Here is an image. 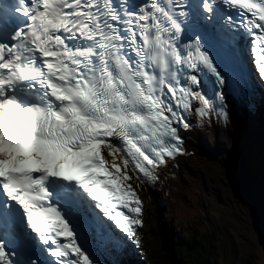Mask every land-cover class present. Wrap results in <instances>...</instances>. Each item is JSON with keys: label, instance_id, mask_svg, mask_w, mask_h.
I'll use <instances>...</instances> for the list:
<instances>
[{"label": "snow or ice", "instance_id": "obj_1", "mask_svg": "<svg viewBox=\"0 0 264 264\" xmlns=\"http://www.w3.org/2000/svg\"><path fill=\"white\" fill-rule=\"evenodd\" d=\"M222 27L264 82V0H0V264H96L81 224L139 247L132 176L185 154V113L228 119L199 90L233 71Z\"/></svg>", "mask_w": 264, "mask_h": 264}, {"label": "rangeland", "instance_id": "obj_2", "mask_svg": "<svg viewBox=\"0 0 264 264\" xmlns=\"http://www.w3.org/2000/svg\"><path fill=\"white\" fill-rule=\"evenodd\" d=\"M259 87L264 95V82L259 80ZM259 87H256V91L261 97ZM262 99L264 101V97ZM185 116L191 121L193 113H185ZM259 119L252 121L245 135H240L237 127L222 119L217 122L218 130L214 140L204 138L205 146L216 155L220 163L248 178L247 190H241L236 186L238 184L226 179L218 170L209 169L204 173L203 188L193 186L192 192L184 200L168 206L166 199L156 193L148 181L141 182L133 176L135 180L130 183L143 209V223L137 228L136 237L139 249L145 243L150 256L156 262H162L159 245L162 235L157 229L160 224L173 227L182 239L200 234H203L201 238H205V233L209 234L211 258L215 264H264V131L259 125ZM187 150L191 155L194 154V151ZM247 192H251V196ZM149 227L153 229L152 232ZM112 228L115 229L114 224ZM81 230L84 238L79 242L96 264H111L105 247L99 242L98 230L91 225L79 226L77 232ZM126 239L132 243L130 238ZM98 244L102 246L105 257L97 250ZM184 248L189 250L186 245ZM197 249L200 248L195 245ZM185 253L187 255L188 251ZM188 264H200V255L196 254L195 258L190 256Z\"/></svg>", "mask_w": 264, "mask_h": 264}, {"label": "bare ground", "instance_id": "obj_3", "mask_svg": "<svg viewBox=\"0 0 264 264\" xmlns=\"http://www.w3.org/2000/svg\"><path fill=\"white\" fill-rule=\"evenodd\" d=\"M245 55L248 62L247 45ZM252 75L255 79V84L257 82L258 86L256 87H259V79L253 73ZM199 90L205 93L210 99L213 97L214 91L223 92L225 96L223 103L228 113V119L225 121L227 124L237 127L240 135L246 134L252 121H257L262 115L264 116V101L262 99L264 95L261 89L262 94L259 98L261 103L257 108L254 101L241 102L236 96L237 94L234 91L232 92L226 83L220 89L214 86L213 90H209L202 81ZM253 109H255V113L252 112ZM185 119L190 127L188 129H184L183 127L179 128V134L184 139L185 154L169 159L165 166H161L155 170V179L148 182L155 189L156 193L166 199L168 206L179 204L180 201L184 200L192 192L193 186L203 188L204 173L209 169L218 170L226 179L238 184L236 186L241 190H247L248 178H244L235 169L230 168V166L220 163L216 155L204 144L206 140L204 138H207L209 141L214 140V136L218 130L217 122L223 118H218L213 113L210 118L206 117L200 120L193 112L191 121L186 116ZM187 149L194 151V154L191 155L188 153L189 151ZM247 194L251 196V192L250 194L247 192Z\"/></svg>", "mask_w": 264, "mask_h": 264}, {"label": "trees", "instance_id": "obj_4", "mask_svg": "<svg viewBox=\"0 0 264 264\" xmlns=\"http://www.w3.org/2000/svg\"><path fill=\"white\" fill-rule=\"evenodd\" d=\"M105 158L110 159L107 157V155H105ZM128 174L132 176V172L130 169ZM132 180H135L133 176ZM162 221L164 220L162 219ZM157 229L162 235L160 237L161 239L159 243L161 247V254L163 257L161 263L156 262L150 256L149 248L145 245V243L142 245V248L139 249L136 245L127 241V239L115 229L114 230L116 231V234L121 238V243L118 247L110 246L101 238H99V242L105 247V250L107 252V259L111 264H188V258L190 256L195 258L196 254L200 255V264H215V262L211 258L212 251L209 234L205 233L204 235L205 238H207L206 242V239L204 237L201 238L203 234H200V236L192 237H189L188 235V237L182 239L179 234H176L174 232L173 227H167L164 225L162 226L159 224ZM149 230L151 232L153 231V229H150V227ZM142 233L147 235L145 231H142ZM149 236L150 238H153V236ZM184 245L188 246L189 250L184 248ZM195 245H197L200 249L195 250ZM186 250L188 251L187 255L185 253Z\"/></svg>", "mask_w": 264, "mask_h": 264}, {"label": "water", "instance_id": "obj_5", "mask_svg": "<svg viewBox=\"0 0 264 264\" xmlns=\"http://www.w3.org/2000/svg\"><path fill=\"white\" fill-rule=\"evenodd\" d=\"M251 90L253 92L252 93L253 97H252V99H250V101H247V102H253L254 101V104L257 108L258 106H260L259 104L261 103L260 99H259L260 97H259V94L256 90H254V89H251ZM252 112L255 113V109H253ZM259 125H260L261 129L264 131V116L263 115L259 119Z\"/></svg>", "mask_w": 264, "mask_h": 264}]
</instances>
